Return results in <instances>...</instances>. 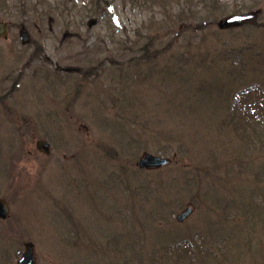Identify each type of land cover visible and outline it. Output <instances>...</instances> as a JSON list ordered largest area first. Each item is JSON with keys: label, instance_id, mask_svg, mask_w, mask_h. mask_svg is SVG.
<instances>
[{"label": "rangeland", "instance_id": "374dc122", "mask_svg": "<svg viewBox=\"0 0 264 264\" xmlns=\"http://www.w3.org/2000/svg\"><path fill=\"white\" fill-rule=\"evenodd\" d=\"M208 2L0 0V22L28 35L22 44L12 29L0 40V192L10 199L0 264L25 242L36 264H117L115 251L100 258L112 236L137 248L131 264H264L255 254L264 247V103L244 117L264 93V0ZM255 10L251 24L218 27ZM147 41L151 62L120 63L124 43ZM63 74L84 81L74 102ZM251 86L250 101L228 97V126L220 99ZM145 154L170 163L138 171ZM186 207L193 213L177 224ZM69 223L73 238L61 234ZM86 238L94 247L77 251Z\"/></svg>", "mask_w": 264, "mask_h": 264}, {"label": "trees", "instance_id": "16d2710c", "mask_svg": "<svg viewBox=\"0 0 264 264\" xmlns=\"http://www.w3.org/2000/svg\"><path fill=\"white\" fill-rule=\"evenodd\" d=\"M208 1L210 2L211 0H208ZM92 2H95V0H92ZM209 2H208V4H209ZM17 11L22 12V13L23 12L25 13V7H24V5H21L20 8H17ZM176 18H177V22L179 23V25H182L184 22L187 21V19L186 20H182V17L179 16V15H176L174 17V20ZM168 19L171 20L170 17H168ZM172 22L175 25V21H172ZM164 23L165 22H162V26L164 25ZM135 48H136L135 46L133 47L132 45H127L126 43H124L121 46V50H124V54L123 55H120V57H119V60H120V62L122 64H125L126 66H128V64L131 65V63L135 62L134 66L135 65L136 66H140V65H144V64H147V63H149V62L152 61L153 57H152V54L150 53V48H149V42L148 41L145 42V43H143V46L140 49L134 50ZM126 50H128V51H126ZM127 60L129 61V63H127ZM237 72L240 74L241 71H237ZM233 80H240V78L237 79V78L233 77ZM254 91L255 90H253L251 92L248 91L247 94H245V95H243V96L240 97V98H243L241 100H243V101H250L248 95L250 93H254ZM257 98L259 100L256 101V102H252V106L248 104L249 107H251V109L248 107V108H246V110H244L245 111L244 117H247V119L249 117L251 118L253 115L257 114V112H258L257 104H259L260 101L264 103V95H262L261 97H258L257 96ZM226 105H227V103H226ZM220 107H222V106H220ZM248 109H249L250 112L248 111ZM234 113H235V109H231L230 108L229 116H227V118H228L227 121L223 120V122H226V124H228V126H230L231 124H234V122H232V121H234V119H231L230 118ZM230 119L232 121H229ZM247 119L245 118V120H247ZM238 122H239L238 127L240 128V131L242 132V130H244L243 122L242 121H239V120H238ZM233 129H234V132L237 131V127L236 126H234ZM237 134H238V132H237ZM252 134H255V133H252Z\"/></svg>", "mask_w": 264, "mask_h": 264}, {"label": "water", "instance_id": "95a60500", "mask_svg": "<svg viewBox=\"0 0 264 264\" xmlns=\"http://www.w3.org/2000/svg\"><path fill=\"white\" fill-rule=\"evenodd\" d=\"M253 19H254V14L233 16L224 19L222 22L219 23V26L225 29L230 27H238L246 22L252 21ZM4 33H5V28L3 26H0V36H3ZM25 40L26 37L23 34L21 36V41L25 42ZM44 149H46V146H44ZM165 164H166L165 160H160L150 156H145L142 160L139 161L138 166L142 169H146V168H159L161 166H164ZM189 214L190 212L186 211L185 213L177 217V221L182 222ZM4 216H5V209L3 205L0 203V217L3 218ZM18 264H34L30 245L26 247V251L21 261H19Z\"/></svg>", "mask_w": 264, "mask_h": 264}]
</instances>
